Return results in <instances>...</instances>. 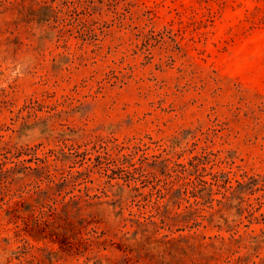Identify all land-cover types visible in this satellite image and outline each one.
<instances>
[{"label":"rangeland","instance_id":"obj_1","mask_svg":"<svg viewBox=\"0 0 264 264\" xmlns=\"http://www.w3.org/2000/svg\"><path fill=\"white\" fill-rule=\"evenodd\" d=\"M0 264H264V0H0Z\"/></svg>","mask_w":264,"mask_h":264},{"label":"trees","instance_id":"obj_2","mask_svg":"<svg viewBox=\"0 0 264 264\" xmlns=\"http://www.w3.org/2000/svg\"><path fill=\"white\" fill-rule=\"evenodd\" d=\"M18 204H19L18 202L10 203L9 210L11 211V210L18 209ZM69 245H71V244H69Z\"/></svg>","mask_w":264,"mask_h":264}]
</instances>
